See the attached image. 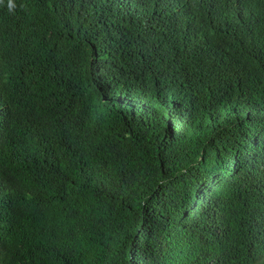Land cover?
<instances>
[{"label":"trees","instance_id":"obj_1","mask_svg":"<svg viewBox=\"0 0 264 264\" xmlns=\"http://www.w3.org/2000/svg\"><path fill=\"white\" fill-rule=\"evenodd\" d=\"M0 264H264V0H0Z\"/></svg>","mask_w":264,"mask_h":264}]
</instances>
